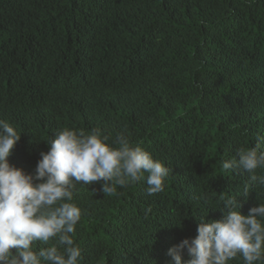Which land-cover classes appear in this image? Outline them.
Wrapping results in <instances>:
<instances>
[{"label":"trees","instance_id":"obj_1","mask_svg":"<svg viewBox=\"0 0 264 264\" xmlns=\"http://www.w3.org/2000/svg\"><path fill=\"white\" fill-rule=\"evenodd\" d=\"M0 119L21 133L8 160L25 173L65 127L124 134L162 162L151 196L144 181L111 196L77 184L70 235L80 264H171L221 196L245 215L264 204L248 173L220 167L264 137V0H0Z\"/></svg>","mask_w":264,"mask_h":264},{"label":"clouds","instance_id":"obj_2","mask_svg":"<svg viewBox=\"0 0 264 264\" xmlns=\"http://www.w3.org/2000/svg\"><path fill=\"white\" fill-rule=\"evenodd\" d=\"M20 134L0 119V264H80L82 251L70 234L81 219L73 203L76 185L101 182L103 194L115 195L139 181L149 196L164 190L169 169L127 136L110 138L100 129L55 133L41 152L34 173H25L9 163ZM264 137L237 156L221 162L222 171L248 173L251 186L264 187ZM245 184L243 196L249 193ZM218 220L201 218L197 235L185 238L167 250L171 264H228L239 257L243 264H264V204L241 214L236 197L221 196ZM151 209L146 210V215ZM181 226V223L178 225ZM56 243L38 250L35 242ZM187 257L186 259L184 257Z\"/></svg>","mask_w":264,"mask_h":264}]
</instances>
